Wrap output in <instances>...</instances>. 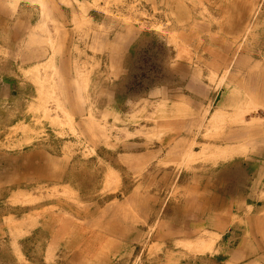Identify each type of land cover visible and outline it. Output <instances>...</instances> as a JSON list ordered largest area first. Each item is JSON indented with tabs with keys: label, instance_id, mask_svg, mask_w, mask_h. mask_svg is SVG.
Segmentation results:
<instances>
[{
	"label": "rangeland",
	"instance_id": "obj_1",
	"mask_svg": "<svg viewBox=\"0 0 264 264\" xmlns=\"http://www.w3.org/2000/svg\"><path fill=\"white\" fill-rule=\"evenodd\" d=\"M185 1L0 0V264H264V0Z\"/></svg>",
	"mask_w": 264,
	"mask_h": 264
},
{
	"label": "crops",
	"instance_id": "obj_2",
	"mask_svg": "<svg viewBox=\"0 0 264 264\" xmlns=\"http://www.w3.org/2000/svg\"><path fill=\"white\" fill-rule=\"evenodd\" d=\"M182 0H173L172 1V6H169L170 3V0H167V2H165V0H163L162 2V5L165 4V7L166 8H170V12L171 13H175V14H180L184 11V5L186 4L185 7H188V4H187V1H185L184 3L180 4ZM191 1V0H190ZM189 1V3H190ZM228 4L225 2V4L223 5L224 7V10L222 12V14H224L226 17H227V20H228V23H235L237 24V27H238V30H240V28H242V31L245 30V28L247 27V24H249L252 20V18L250 17V14H251V11L254 10L258 3L260 2V0H228L227 1ZM227 4V5H226ZM254 8V9H253ZM46 9V8H45ZM260 18L258 19L257 23H256V27H255V31H259V29L262 27H264V10L261 12ZM189 21L191 22H194V21H197V19H193V16H190L188 17ZM207 19V18H206ZM66 24L68 22H65ZM259 23V25H258ZM58 25V23H57ZM39 31H42V32H46L43 27L41 26V24H37L36 26ZM56 28V27H55ZM58 34V33H57ZM56 34V36H57ZM54 36V37H47V35H43V34H32L31 35V40L33 42L30 41V43H34L35 44H40L42 43L43 46L44 44L46 45L48 42L47 41H50L52 39V41L54 40L55 38V34H54V31L53 32H48V36ZM61 39L63 40L62 42L61 41H58L60 42V44L56 43L57 46H55V48L57 49L55 52H54V56H56V61H57V68H59V70L61 69L60 68V64L59 63H62V64H65L68 68V72H69V65L71 64V56H72V53L73 51L77 52L76 48H78L77 44L73 45V47H70L71 46V42L69 41V37H67V35H62ZM36 41V42H35ZM57 41V39H56ZM78 44H80L79 41H77ZM64 49L65 51L62 52L61 50ZM67 52V53H66ZM44 54H48L47 50L43 51ZM64 53V54H63ZM65 55V57H64ZM52 57H50L47 61L46 60H43L44 61V64H50V62H52L51 60ZM55 61V62H56ZM70 63V64H69ZM250 64H253V63H250ZM258 65V64H256ZM258 66H261L263 69H264V66L262 64H259ZM72 72H74V69L72 68L71 70ZM264 73V70L263 72Z\"/></svg>",
	"mask_w": 264,
	"mask_h": 264
},
{
	"label": "bare ground",
	"instance_id": "obj_3",
	"mask_svg": "<svg viewBox=\"0 0 264 264\" xmlns=\"http://www.w3.org/2000/svg\"><path fill=\"white\" fill-rule=\"evenodd\" d=\"M53 112H54V111H53ZM221 114H222V113H221ZM217 120L220 121V119H218V117H217ZM205 145H206V144H205ZM254 160H255V159H254ZM193 248H194V247H193ZM203 248H205V246H200V247L197 246V247H196V250H197V249H203ZM187 249H188V248H187ZM207 249H208V247H207ZM189 250H190V249H189Z\"/></svg>",
	"mask_w": 264,
	"mask_h": 264
}]
</instances>
